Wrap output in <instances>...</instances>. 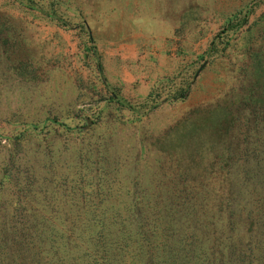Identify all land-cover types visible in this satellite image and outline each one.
I'll return each instance as SVG.
<instances>
[{"label": "rangeland", "instance_id": "1", "mask_svg": "<svg viewBox=\"0 0 264 264\" xmlns=\"http://www.w3.org/2000/svg\"><path fill=\"white\" fill-rule=\"evenodd\" d=\"M263 24L264 0H0V178L4 151L22 142L0 204L75 213L61 205L104 200L115 204L101 211H123L179 180L174 169L203 178L225 133L202 132L203 117L237 97V56L253 32L264 48ZM189 82L184 102L165 95ZM103 141L110 163L87 172L89 146Z\"/></svg>", "mask_w": 264, "mask_h": 264}, {"label": "trees", "instance_id": "2", "mask_svg": "<svg viewBox=\"0 0 264 264\" xmlns=\"http://www.w3.org/2000/svg\"><path fill=\"white\" fill-rule=\"evenodd\" d=\"M253 36L244 39L237 56V97L203 117L202 132L215 136L225 131L220 149L210 152L219 166L203 178L193 167L174 169L179 180L124 201L123 211H101L115 204L104 200L61 205L77 204L81 209L75 213L30 211L34 206L25 199L16 200L12 211L1 203L0 264H264V48H256ZM190 91L191 82L165 95L184 102ZM190 134L180 135L181 145ZM250 137L252 147H237L247 145ZM81 141L83 149L86 139ZM21 144L4 151L0 179L14 181L15 168L20 174ZM89 147L88 160L82 159L91 169H85L104 172L109 145L103 141ZM169 149L160 152L167 157L173 152ZM97 163L99 171L93 166Z\"/></svg>", "mask_w": 264, "mask_h": 264}]
</instances>
